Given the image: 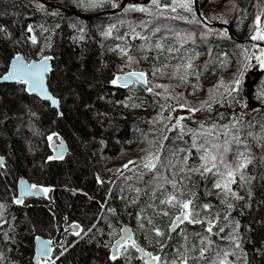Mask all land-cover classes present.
<instances>
[{
	"label": "trees",
	"instance_id": "obj_1",
	"mask_svg": "<svg viewBox=\"0 0 264 264\" xmlns=\"http://www.w3.org/2000/svg\"><path fill=\"white\" fill-rule=\"evenodd\" d=\"M88 5L89 0H0V76L17 53L28 61L49 56L47 81L60 99L56 109L23 83L0 82V154L6 157L0 162V264H34L38 234L56 242L43 264H144L131 242L111 259V245L125 223L138 245L161 257L159 264H172L178 249L189 264H212L215 247L205 258L199 253L206 225L186 222L169 233L179 212L160 204L175 191L169 181L185 193L182 199H193L198 219L219 215L216 224L225 229L220 236L231 235L239 223L241 247L229 256L234 264H264V68L252 69L264 44L251 39L256 16H264V0H193V12H173V0H160L161 7L152 0ZM132 5L149 10H128ZM189 60L193 68L185 72ZM129 70H143L153 91L111 83ZM241 71L239 91L229 95L225 88ZM220 81L225 87L217 90ZM179 104L187 111L174 127ZM187 129L196 133L197 145L208 129L214 143L227 140L229 161L238 152L252 157L244 170L251 181L232 185L243 197L228 198L232 209L214 188L213 174L189 171L200 166L201 153ZM53 133L52 140L68 144L62 159H49ZM153 153L160 159L146 168ZM20 176L49 189L51 202L26 197L15 203ZM204 204L211 208L204 210ZM72 221L81 225L80 235L64 231ZM211 239L233 251L229 240Z\"/></svg>",
	"mask_w": 264,
	"mask_h": 264
},
{
	"label": "snow or ice",
	"instance_id": "obj_2",
	"mask_svg": "<svg viewBox=\"0 0 264 264\" xmlns=\"http://www.w3.org/2000/svg\"><path fill=\"white\" fill-rule=\"evenodd\" d=\"M152 3L156 5L157 7H161L160 0H152ZM173 3L175 4L174 7H172V11L175 12L177 8L183 9L187 12H193L192 3L193 0H173ZM90 7L96 6V0H89ZM164 8L169 7V5L164 4ZM128 10L132 11H148L149 9L138 7L136 5L130 6ZM185 19L187 17H184ZM226 22V21H225ZM29 32L32 31V28L29 27ZM109 32L105 33V35H109ZM226 34V33H225ZM138 35V34H137ZM254 41H264V26L261 25L260 22V15L256 16L255 22H254V34L251 37ZM31 40L33 43L36 42L35 37H31ZM157 47H161V45H157ZM122 55H127V51L125 49H120ZM51 59V57H44L42 61L39 63L33 62L25 64L22 61L19 60V57H17L18 63L13 67V69L8 72L6 76L3 77L5 80H16L17 82L23 83L27 85V91L29 92H38L45 100L51 101V104L54 106L59 105V100L56 99L51 93L48 92L47 88L45 87L44 80H45V74L50 71L48 67V61ZM129 61L131 62L133 60V57H128ZM256 59L259 61V65L261 68H264V48L260 49V55L256 57ZM181 66L177 65L176 69L179 70ZM250 67V65H245V70ZM193 65L191 61L184 65L185 72H187L189 69H192ZM156 71H159L158 69ZM129 77H136L137 82H142L143 84L147 85L149 81L146 79V74L143 72H129L126 74ZM175 75V73H173ZM243 71L239 73V75L231 82V86L225 88V91L231 95L233 92H238L240 85L242 84L243 80ZM187 76L181 77V80H186ZM119 81V77L116 79H113L111 81L112 84H117ZM127 84V81H125V85ZM156 87H167L162 85H157ZM221 87H225L223 81H220L218 85L216 86L217 90ZM149 92H152L153 89L151 87H148L146 89ZM159 95V94H157ZM207 104V107L209 110L211 109V105L207 102H204ZM180 108L187 107L186 104H179ZM203 107V105H202ZM201 109L196 108H189V112H196L200 111ZM62 115V113H61ZM185 119L184 116H180L176 119L175 126H181V122ZM216 125L213 124L212 128H215ZM204 126L201 125V129H203ZM223 128L226 130L228 128V125H224ZM181 130L183 131V128L181 127ZM188 132L193 133L194 143L193 147H196L197 151L201 153L199 156V159L201 161V164L198 168L195 169H189L190 172H197L201 176L205 174H213L215 179L214 188L219 190V194H222L225 198L224 202L227 204L228 209H232L234 207L233 204L228 203V198H234L237 200L243 199L242 196L238 194L237 191H234L232 188L233 184H236L239 180L241 182V186L245 183H249L252 179V177H247L245 174V169L248 167L250 163H252V157L247 152H238L234 154V158L229 161L227 158V153L230 151V148L228 146L229 142L226 140L224 141L223 145L214 143L212 140L208 139L209 136L212 135L211 129L204 130L201 132V136H203L204 142L200 144H196V140L198 139L196 133L192 129H187ZM227 134V132H225ZM56 134L53 133L48 137L49 141H52L53 136ZM167 139V137H165ZM234 140L236 142H239L238 137H234ZM63 145L61 144V148ZM53 157H49V159H52ZM2 159V158H0ZM158 159L157 157L153 156L152 161H155ZM150 161L148 164H145L146 168H155L156 164L154 162ZM187 162V158H185V164ZM133 163V161H129V164ZM125 168L128 167L126 164L124 166ZM183 171V169H181ZM169 183L172 184L173 189L175 190L173 193H167L164 196V199L160 200V204H167L171 207H178L180 210V215L176 217V221H179V223H183L184 221H188L192 224H202L206 225L205 231L208 233V235L200 237L201 246L199 248L200 258H205L206 254L210 252V250L215 247V259L212 260V264H234L232 260L229 259L230 255H235V250L240 249V241H239V223L236 222L234 225V231L229 236H220L221 233L225 231L224 227H218L216 224V221L219 220V215L217 214L216 217L212 219H206L201 220L198 219L200 213L195 211V204L193 199H182L185 195L183 191L177 186V183L175 181H169ZM36 185H31L30 188L34 189L36 188ZM162 187V186H161ZM43 191L47 193L49 189L44 188ZM139 191V190H137ZM32 192L28 191L25 193H22L21 195H31ZM189 196L194 197L195 193H188ZM15 203L21 204L23 203V200L21 198H16L14 200ZM2 207V205H0ZM211 208L210 204H204L203 209L209 210ZM164 215H168L167 212L163 213ZM224 219H227V216L224 217ZM151 223V221H149ZM214 227H218V231L214 232ZM174 230V229H173ZM157 236H163L164 233L161 232L158 228L155 229ZM76 235H80L79 232L76 233ZM215 235L219 237L221 240H229L232 244L233 251L229 252L224 249H222L219 244L216 243V241L212 240L211 237ZM37 241L41 240V237L37 236L35 237ZM121 240L124 242H131V247H137V244L135 240H132L130 236H122ZM51 241H45L43 242V250L46 254L47 251H50L48 249L47 245L50 244ZM0 259H3L2 254H0ZM112 260H116L117 256L113 255L111 256ZM161 261L160 256H153L152 253H147V259L145 260L144 264H159ZM172 264H189V257L185 254L177 250V259L172 261ZM246 264V262H245Z\"/></svg>",
	"mask_w": 264,
	"mask_h": 264
},
{
	"label": "water",
	"instance_id": "obj_3",
	"mask_svg": "<svg viewBox=\"0 0 264 264\" xmlns=\"http://www.w3.org/2000/svg\"><path fill=\"white\" fill-rule=\"evenodd\" d=\"M17 57H19V60L22 61L23 63L28 64V63H33V62L39 63L40 61H42V59L44 57H49V56H42L40 58L31 59V60L28 61L23 53L15 54L10 60V63H9V66H8V70L4 74H2L0 76V82L12 83V82L16 81V80H5V79H3V77L6 76L8 74V72H10L13 69V67L18 63ZM48 67L51 70V68H52L51 60L48 61ZM49 72L50 71H48L45 74L44 84H45V87L47 88L48 92L51 93L56 99L59 100V105L58 106H54V105L51 104V101H48V102L50 103L51 106L55 107L56 109H59L60 108V99H59V97H57L52 92V90L49 87L48 81H47V74ZM129 72H137V73L143 72V73H145L142 70H129V71H126V72H121V73L117 74L116 77H115V79L117 77H119V81H118V83L116 85L121 86V87H127L130 84H132V83H137V84L141 85L144 88L148 87V84L145 85L142 82H137L136 77L127 76L126 74L129 73ZM146 79H147V76H146ZM125 81H127L126 85H125ZM26 89H27V85H26ZM29 93L36 94V95L39 96V98H41L42 100H45L38 92H29ZM45 101H47V100H45ZM257 108L258 107H256V109ZM61 144L63 145L62 148H61ZM49 147H50V149L53 150L52 157L54 159H62V158H64L66 153H67V151L69 150L68 144L63 138H60V141H55V140L51 141L49 143ZM153 156L157 157L158 159H156L155 161H152V158H151L147 162V164L150 161L154 162L155 164L158 163V161L160 159L159 155H156V154L153 153L152 157ZM0 158H2V159H0V162H4L5 159H6V157L2 156V155H0ZM31 185H32L31 182L26 177L20 176L19 179H18V182H17V198L19 197V198H21L23 200L24 197L35 196L37 198L49 200L48 192L45 193L43 191L44 186H42L40 184H35L37 187L32 189V188H30ZM28 191L32 192L33 194H31V195H21L22 193H25V192H28ZM179 215H180V210H179L178 213H176L174 215V217L171 220V223H170V226H169V233L170 234L173 233L175 230H177L184 223L188 222V221H184L183 223H179V221H176V217L179 216ZM80 227L81 226H80L79 223H71V224L68 225L66 231H79ZM37 236L41 237V240L37 241L35 239V237H37ZM122 236H130L132 240H135L134 239L133 230H132V228H131V226L129 224L125 223V224H123L121 226L119 236L113 241V243L111 245V248H110L111 256H113V255L117 256L118 253H119L120 246H122L123 244L126 243V242L121 240ZM35 237H34V241H33V248H34V253H35L33 260H34V264H39V260L40 259L48 258L51 255L54 245H53L52 241L49 238H47L46 236H44V235L38 234ZM45 241H51V243L47 245V247H48V249H50V251H47L46 254L44 253V250H43V242H45ZM136 244L138 246V248H137L138 251L143 255V257L146 260L147 259V253H149V252L146 249H144L142 246L138 245L137 242H136Z\"/></svg>",
	"mask_w": 264,
	"mask_h": 264
},
{
	"label": "rangeland",
	"instance_id": "obj_4",
	"mask_svg": "<svg viewBox=\"0 0 264 264\" xmlns=\"http://www.w3.org/2000/svg\"><path fill=\"white\" fill-rule=\"evenodd\" d=\"M260 22H261V25L262 26H264V16L263 15H261L260 16ZM253 34H254V32H253ZM252 34V35H253ZM253 42H254V40H253ZM257 43H263L264 44V41H258V42H254V44L255 45H257ZM260 55V54H259ZM258 55V56H259ZM252 69H254V73H258L259 71H262L263 70V68H261L260 67V65H259V61L256 59V61L253 63V65H252ZM186 111H187V109L186 108H178V109H176L175 110V113L176 114H178L179 116H182L183 114H185L186 113ZM158 155V154H157ZM151 159V158H150ZM150 159H148L147 161H145V163L144 164H146ZM162 178V175H159V178L158 179H161Z\"/></svg>",
	"mask_w": 264,
	"mask_h": 264
},
{
	"label": "flooded vegetation",
	"instance_id": "obj_5",
	"mask_svg": "<svg viewBox=\"0 0 264 264\" xmlns=\"http://www.w3.org/2000/svg\"><path fill=\"white\" fill-rule=\"evenodd\" d=\"M56 141H59V140H56ZM48 147H49V145H48ZM49 149H50V147H49ZM51 150V156H52V154H53V150L52 149H50ZM1 155V154H0ZM3 156V155H2ZM6 160V159H5ZM1 163H3V162H1ZM33 184V183H32ZM27 197H33V198H36V199H41V198H37V197H35V196H27ZM24 198H26V197H24ZM24 198H23V202L25 201L24 200ZM43 200H45V199H43ZM47 201H49V202H51V198H50V196H49V200H47ZM71 223H78V222H76V221H72ZM71 223H69V224H71ZM69 224H67L66 226H65V228H64V231L65 232H79V231H66L67 230V227H68V225ZM81 226V225H80ZM80 229H81V227H80ZM120 233V232H119ZM40 235H42V234H40ZM119 236V235H118ZM35 237V236H34ZM47 237V236H46ZM47 238H49V237H47ZM51 241H52V243H53V248L56 246V242H54L51 238H49ZM33 241H34V239H33ZM33 250H34V248H33ZM34 253V252H33ZM35 254V253H34ZM34 256V255H33ZM45 260H47V259H40L39 260V264H43V262L45 261ZM33 263H34V260H33Z\"/></svg>",
	"mask_w": 264,
	"mask_h": 264
},
{
	"label": "bare ground",
	"instance_id": "obj_6",
	"mask_svg": "<svg viewBox=\"0 0 264 264\" xmlns=\"http://www.w3.org/2000/svg\"><path fill=\"white\" fill-rule=\"evenodd\" d=\"M258 110V109H257Z\"/></svg>",
	"mask_w": 264,
	"mask_h": 264
}]
</instances>
